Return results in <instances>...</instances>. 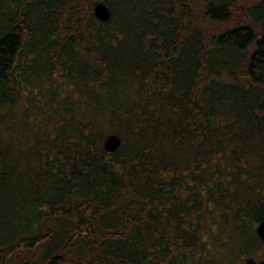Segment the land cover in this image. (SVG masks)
<instances>
[{
  "label": "trees",
  "instance_id": "1",
  "mask_svg": "<svg viewBox=\"0 0 264 264\" xmlns=\"http://www.w3.org/2000/svg\"><path fill=\"white\" fill-rule=\"evenodd\" d=\"M262 220L264 0H0V264H264Z\"/></svg>",
  "mask_w": 264,
  "mask_h": 264
},
{
  "label": "water",
  "instance_id": "2",
  "mask_svg": "<svg viewBox=\"0 0 264 264\" xmlns=\"http://www.w3.org/2000/svg\"><path fill=\"white\" fill-rule=\"evenodd\" d=\"M93 11L95 16L101 21H107L111 15L109 8L103 2H96L93 6ZM120 142L118 135L110 134L104 140V147L107 151L113 152L119 147ZM255 230L259 238L264 240V220L256 225Z\"/></svg>",
  "mask_w": 264,
  "mask_h": 264
}]
</instances>
